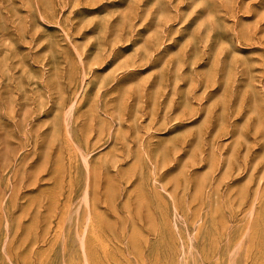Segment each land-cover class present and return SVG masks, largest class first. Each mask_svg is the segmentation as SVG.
Segmentation results:
<instances>
[{
    "label": "rangeland",
    "instance_id": "rangeland-1",
    "mask_svg": "<svg viewBox=\"0 0 264 264\" xmlns=\"http://www.w3.org/2000/svg\"><path fill=\"white\" fill-rule=\"evenodd\" d=\"M0 264H264V0H0Z\"/></svg>",
    "mask_w": 264,
    "mask_h": 264
}]
</instances>
